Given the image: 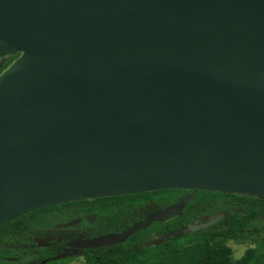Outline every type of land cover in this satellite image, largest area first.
I'll return each mask as SVG.
<instances>
[{
    "label": "water",
    "instance_id": "water-1",
    "mask_svg": "<svg viewBox=\"0 0 264 264\" xmlns=\"http://www.w3.org/2000/svg\"><path fill=\"white\" fill-rule=\"evenodd\" d=\"M2 54L0 225L173 188L264 198V0H0Z\"/></svg>",
    "mask_w": 264,
    "mask_h": 264
},
{
    "label": "trees",
    "instance_id": "trees-1",
    "mask_svg": "<svg viewBox=\"0 0 264 264\" xmlns=\"http://www.w3.org/2000/svg\"><path fill=\"white\" fill-rule=\"evenodd\" d=\"M162 191L166 190L98 198L94 200L96 205L93 209L100 220L112 219L117 216L116 213L122 211L120 206L116 208L117 212L114 211L112 205L115 203L120 204L126 197L143 194L152 196ZM203 201L207 203L204 205ZM58 205L32 210L0 225V264H26L25 255H21L18 260L5 258L10 256L13 250L21 251L9 246L26 242L35 230L49 220L51 210ZM190 209L195 212H187L188 217L185 220L195 217L197 210L205 213L220 210L224 212V218L207 228L186 231L161 241L146 237L150 229H139L121 243L85 250L82 253V264H264V198L197 190ZM185 220L175 219L167 225H158L154 230L166 232ZM100 226L101 231H104L103 224ZM238 239L247 241L249 245L237 258L232 259L230 247L225 241ZM49 255L50 253H44L43 257ZM72 258H45L44 262L38 261L36 264H63Z\"/></svg>",
    "mask_w": 264,
    "mask_h": 264
},
{
    "label": "flooded vegetation",
    "instance_id": "flooded-vegetation-1",
    "mask_svg": "<svg viewBox=\"0 0 264 264\" xmlns=\"http://www.w3.org/2000/svg\"><path fill=\"white\" fill-rule=\"evenodd\" d=\"M15 56L16 54L0 55V70L5 67ZM165 190L166 191L159 192L152 196L143 194L136 197H126L125 201H122L120 204L115 203L112 205L115 208L114 211L117 212L116 208H118V206L122 208V211L119 214L116 213L115 215L117 216L113 217L112 219L102 218V220H100V218H98L97 213L93 209L96 205L94 200L98 198L81 199L69 203L65 202L60 206L56 204L58 205L57 208L52 209L56 211H51L49 215L50 223L45 222L43 226H40L31 234L30 237L27 238L26 242H17L10 245L9 247L12 249L18 248L21 249V251L18 252L17 250H13L11 255L6 256L5 258L9 260H18L20 259L21 255H25L27 256L25 258L26 264H36L38 261L44 262L45 258H59L68 256H72L73 258L82 256L83 258L82 253L88 249H79L77 246H75V243H77L79 240L97 236L103 233L123 231L131 226L134 222L142 220L147 215L175 204L179 200H183L182 206L179 210H174L166 215H162L158 220H151L147 225L140 228L143 230L150 229L149 232H147L146 237L148 239H152L153 241H158L157 235H162L170 231L169 230L160 233L159 231L154 230L157 229L158 225H167L175 219L185 220L188 217L187 212H195L193 211L194 209L189 210V207L196 196L197 190L174 188ZM73 202L75 204H73ZM203 203L205 205L207 202L203 201ZM58 212L61 214H58ZM196 212L197 215L195 217L182 221L179 225H177V227L187 223H192L193 221L201 223L209 219H213L214 216H219L212 224L209 225L211 226L222 221L224 218V212L220 210H216L212 213H205L202 210H197ZM52 215L53 218H51ZM61 215H63V217ZM91 215L92 219L90 222H87L86 217ZM100 224H103L104 231H101ZM163 239L165 238H162L161 240ZM44 253H50V255L48 257H43Z\"/></svg>",
    "mask_w": 264,
    "mask_h": 264
},
{
    "label": "rangeland",
    "instance_id": "rangeland-1",
    "mask_svg": "<svg viewBox=\"0 0 264 264\" xmlns=\"http://www.w3.org/2000/svg\"><path fill=\"white\" fill-rule=\"evenodd\" d=\"M51 211H56V210H51ZM58 214H61V213L58 212ZM61 216L63 217V215H61ZM51 218H53V215L51 216ZM91 219H92V215L86 217L87 222H90ZM47 222L50 223V219L47 220ZM83 222H86V221H83ZM83 222H82V224H83ZM225 243L230 247V256L232 259L237 258L242 253L244 248L249 245L247 241L240 240V239H238V240H226ZM82 262H83L82 256H77V257L72 258L70 261L64 262V263L65 264H82Z\"/></svg>",
    "mask_w": 264,
    "mask_h": 264
}]
</instances>
